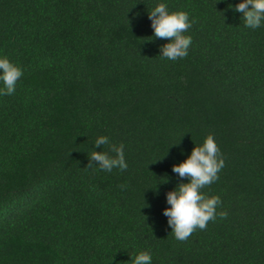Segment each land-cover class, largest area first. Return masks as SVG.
Wrapping results in <instances>:
<instances>
[{"label":"trees","instance_id":"1","mask_svg":"<svg viewBox=\"0 0 264 264\" xmlns=\"http://www.w3.org/2000/svg\"><path fill=\"white\" fill-rule=\"evenodd\" d=\"M239 2L0 0V55L24 70L0 96V264H264V26ZM159 3L189 14L183 59L151 39ZM209 134L225 166L203 191L227 217L178 241L172 166ZM101 135L126 171L86 167Z\"/></svg>","mask_w":264,"mask_h":264},{"label":"clouds","instance_id":"2","mask_svg":"<svg viewBox=\"0 0 264 264\" xmlns=\"http://www.w3.org/2000/svg\"><path fill=\"white\" fill-rule=\"evenodd\" d=\"M233 10L242 14L246 28L255 30L264 26V0H240ZM148 18L153 30L151 39H167V43L160 47L162 58L176 61L188 56L192 37L185 33L191 28L192 21L187 12H169L166 3H159L148 12ZM23 75V68L0 55V96L13 95ZM104 146H108L107 150ZM97 147L102 150L91 151L87 168L108 173L114 169L127 170L123 143L112 144L107 136L101 135L94 141L93 149ZM224 166L223 154L212 134L207 135L202 144L195 145L186 159L172 166L173 173L181 179L187 178V182L178 183L166 193L168 207L162 210L176 240L186 241L197 229L205 230L217 216L227 217V212H217L222 203L220 197L208 196L203 191L219 179L218 174ZM130 260L132 264H152V254L140 251L134 257L130 256Z\"/></svg>","mask_w":264,"mask_h":264}]
</instances>
